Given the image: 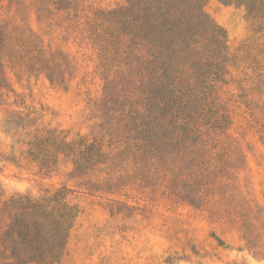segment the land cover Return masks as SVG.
I'll return each mask as SVG.
<instances>
[{
    "label": "rangeland",
    "instance_id": "374dc122",
    "mask_svg": "<svg viewBox=\"0 0 264 264\" xmlns=\"http://www.w3.org/2000/svg\"><path fill=\"white\" fill-rule=\"evenodd\" d=\"M70 1L58 12L47 0H0V210L66 188L80 214L56 264H264V20L206 4L226 49L197 62V106L174 99L168 147L141 161L119 155L125 133L106 114L103 79L118 73L87 23L129 0ZM59 139L96 141L106 159L75 176L55 157Z\"/></svg>",
    "mask_w": 264,
    "mask_h": 264
},
{
    "label": "trees",
    "instance_id": "16d2710c",
    "mask_svg": "<svg viewBox=\"0 0 264 264\" xmlns=\"http://www.w3.org/2000/svg\"><path fill=\"white\" fill-rule=\"evenodd\" d=\"M47 1L58 12L71 10L70 0ZM209 1L129 0L126 8L106 15L96 13L87 22L90 38L97 41L105 58L102 65H113L118 73L112 77L108 69L103 79L110 96L106 114L110 123L116 120L125 133L118 140L123 147L120 156L132 152L142 161L158 153L162 146L168 147L164 143L173 133L169 129L173 100L178 97L186 108L197 106L199 99L192 82L195 65L210 55L219 58L226 49L225 33L204 11ZM216 1L243 7L249 17L264 20V0ZM2 33L0 25V49ZM160 111L164 114L160 115ZM190 119L187 116L186 121ZM189 133L198 139L196 130ZM48 134L43 140L34 137V146L51 141L53 132ZM54 145L55 157L63 155L70 159L75 176L106 159L96 141L87 144L84 139L72 142L59 139ZM42 162L45 167L50 164L48 151ZM68 194L62 188L53 193L45 191L36 198L21 195L4 205L0 224L5 214L8 223L4 228L0 225V264L61 261L69 232L80 214L79 207L67 200Z\"/></svg>",
    "mask_w": 264,
    "mask_h": 264
}]
</instances>
